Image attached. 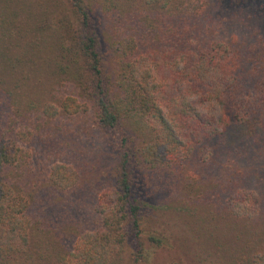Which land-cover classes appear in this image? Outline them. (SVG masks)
Masks as SVG:
<instances>
[{"label": "trees", "instance_id": "obj_1", "mask_svg": "<svg viewBox=\"0 0 264 264\" xmlns=\"http://www.w3.org/2000/svg\"><path fill=\"white\" fill-rule=\"evenodd\" d=\"M222 4L0 0V264H144L171 207L194 255L264 264L260 198L207 170L227 129L264 137V1ZM97 134L90 179L71 141Z\"/></svg>", "mask_w": 264, "mask_h": 264}, {"label": "rangeland", "instance_id": "obj_2", "mask_svg": "<svg viewBox=\"0 0 264 264\" xmlns=\"http://www.w3.org/2000/svg\"><path fill=\"white\" fill-rule=\"evenodd\" d=\"M263 1L223 0L221 6L229 7L223 11L225 15H228L230 10L235 11V7L238 8V6L242 8L239 12L247 15L251 6H257L259 9V6L263 5ZM219 15L222 14L219 13ZM235 19L237 28L246 34L250 23L243 16ZM224 21L227 24V20ZM206 111L215 117L219 114L215 106H209ZM228 130L221 138L212 140L213 145L216 146V153L212 161L209 162L208 173L215 182H222V187H225L227 182L235 184L233 180L239 181L243 187L253 190L258 195L264 209V137L257 140L245 139L237 136L236 130ZM74 138L71 141L72 152L77 151L81 155L80 159L84 162L83 169L89 174L90 179H94L102 171L108 172L111 169L113 152L105 145L106 143L100 135H95V138L89 139V141L82 137ZM153 213L156 218L153 230L158 231L157 235L161 237L163 243L161 246H148V255L144 264H168L175 260H179L180 264H216L208 257L194 255V235L188 226L179 219L172 207L171 209H158Z\"/></svg>", "mask_w": 264, "mask_h": 264}]
</instances>
